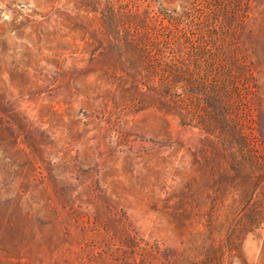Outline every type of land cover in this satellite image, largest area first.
Returning a JSON list of instances; mask_svg holds the SVG:
<instances>
[{"label":"rangeland","instance_id":"obj_1","mask_svg":"<svg viewBox=\"0 0 264 264\" xmlns=\"http://www.w3.org/2000/svg\"><path fill=\"white\" fill-rule=\"evenodd\" d=\"M109 1L0 0V264H264V7L242 36L249 144L217 162L203 128L91 64Z\"/></svg>","mask_w":264,"mask_h":264},{"label":"trees","instance_id":"obj_2","mask_svg":"<svg viewBox=\"0 0 264 264\" xmlns=\"http://www.w3.org/2000/svg\"><path fill=\"white\" fill-rule=\"evenodd\" d=\"M156 1H109L100 10L102 26L93 31L90 62L118 69L133 90L145 88V94L155 96L157 109L178 118L180 125L203 128L216 161H229L234 150L226 143L249 144L238 114L243 110L251 116L248 97L256 91L251 85L256 78L252 69H241L253 68L242 36L248 24V35L256 31L251 26L259 22L251 10L263 8L264 0H185L178 11L155 6ZM120 99L115 95L117 102ZM22 117L28 120L25 114ZM8 130L14 131L10 126ZM29 134L38 155L52 144ZM205 179V174L193 177L198 192L200 185L208 184L201 182ZM213 257L209 250L205 264Z\"/></svg>","mask_w":264,"mask_h":264}]
</instances>
